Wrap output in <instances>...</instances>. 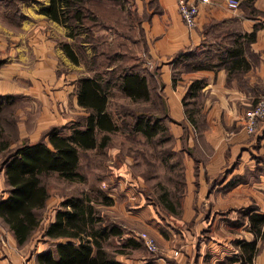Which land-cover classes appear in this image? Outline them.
<instances>
[{"label": "crops", "instance_id": "crops-1", "mask_svg": "<svg viewBox=\"0 0 264 264\" xmlns=\"http://www.w3.org/2000/svg\"><path fill=\"white\" fill-rule=\"evenodd\" d=\"M136 1L144 17V49L153 60L142 64V73L151 96L156 92L165 99V109L158 113L170 118L164 123L171 143L161 148L160 141L159 149H170L172 158L163 159L173 171L179 167L176 172L182 174L184 184L174 194L167 191L168 196H179L171 209L135 192L134 178H128L132 183L124 191L131 205H115L112 199L118 216L109 217L123 230L109 238L114 246H124L116 258L123 264H145L151 258L145 252L135 253L139 244L130 223L150 233L160 245L165 259H154L155 264H264V225L263 234L255 236L249 223L251 213H264V175H255L250 182L240 178L256 165L253 153L264 154V119L254 134L243 128L245 112L264 95V0H254L251 12L255 15L242 7L228 8L227 0L200 3L198 25L193 29L185 25L177 0ZM49 2L0 0V104L3 108L6 103L24 101V115L36 117L30 140H37L52 125L74 122V112L86 113L78 104L77 91L72 94L71 71L79 63L62 49L63 43L71 44L69 28L41 12ZM254 30V40L247 42L245 35ZM234 47L241 49L247 68L229 75L219 63ZM198 79L203 85L196 96L186 98L185 106L189 85ZM187 110L194 122L187 118ZM22 123L26 130V120ZM233 178L240 179L229 183ZM44 237L47 246L39 242L27 256L23 250L30 239L19 246L9 232L8 244L0 241V264H38L37 254L63 241ZM253 239L256 249L249 257L245 243Z\"/></svg>", "mask_w": 264, "mask_h": 264}, {"label": "trees", "instance_id": "trees-1", "mask_svg": "<svg viewBox=\"0 0 264 264\" xmlns=\"http://www.w3.org/2000/svg\"><path fill=\"white\" fill-rule=\"evenodd\" d=\"M253 2L254 0H240V7L248 10L249 14L255 15L251 12ZM110 3L112 8L125 9L121 0H110ZM88 4L90 0H50L49 5L41 12L48 18L67 26L69 28L67 36L75 40L80 38L82 43L89 44L93 53L91 63H98V58L102 55L110 59L120 57L119 54L122 52L117 43L121 39L124 44L127 42L129 48H134L136 43L138 45L141 43L143 51L147 53V49H144L145 38L142 26L144 17L137 15L136 12H134L135 16L134 13H128V18L138 19L137 26L135 22L129 24L130 35L121 33L111 25L109 27L113 33L109 31L112 38L106 35L103 39L104 48L100 45L101 40L93 43L88 22L98 23L101 14L91 10ZM136 27L140 38L132 39L131 32ZM254 37L255 30L244 38L247 42H252ZM62 49L72 62L79 63V58L71 44L63 43ZM241 52L238 47L232 48L231 52L222 58L223 63H219V66L227 69L229 75L234 70L243 68L246 62L240 57ZM142 70L143 67L140 68L139 63H119L105 67L102 71L96 70L92 76L79 77L76 90L77 101L86 113L72 123L70 133L63 134L61 128L52 125L34 141L25 139L18 142L15 147L8 141H3L1 149L7 150V153L3 157L1 169L4 170L8 195L0 198V219L13 234L19 246L32 237L41 223V211L49 198L45 183L46 176L57 173L69 181H83L85 177L80 172L81 152L98 147L104 148L110 142V134L118 130L129 131L134 135L140 133L152 146H155L156 142L171 140L172 136L164 123L170 118L167 114L158 113L160 109L162 112L165 109V99L156 92L154 96H151L147 77ZM202 85L203 82L200 79L191 82L183 99L185 106L189 103L186 98L196 96ZM114 88L134 102L145 101L149 104L140 108H127L125 114L129 119L123 118V125H120L108 109L109 96ZM187 118L194 122L191 110H187ZM163 152L164 156L171 153L169 148ZM178 178L180 183H177V187L180 188V184H184L182 174L179 173ZM101 193L103 198L101 204H111V197ZM159 198L169 208L175 209L167 191L161 193ZM177 199L179 200V196ZM249 223L255 236L262 235L264 213H251ZM122 232L119 225L100 214L94 200L88 194L71 196L55 212L53 221L44 232L50 240L63 241L37 254V263L123 264L116 258V253H123L122 250L111 252L105 247V242L111 236L120 235ZM245 244L246 252L250 257L255 253L256 239ZM145 264L155 263L149 258Z\"/></svg>", "mask_w": 264, "mask_h": 264}, {"label": "rangeland", "instance_id": "rangeland-1", "mask_svg": "<svg viewBox=\"0 0 264 264\" xmlns=\"http://www.w3.org/2000/svg\"><path fill=\"white\" fill-rule=\"evenodd\" d=\"M121 2L125 5V9L122 8L123 10H120L119 7L112 8L110 0H90L88 7L95 13L98 12L101 14V17L97 21L98 23L94 21L88 22L91 27V37L94 40L93 43L101 40L102 43L100 45L103 47V39L106 38V35L112 38V35H110L112 31L109 27L111 25L117 30H120L121 33L126 34H129V24L135 22L137 26L138 19L134 20L128 18V13L130 12H136L138 13L137 15L142 16V13L140 14L138 9L137 1L121 0ZM131 34L132 39L140 38L137 27ZM108 40L109 39H107V41ZM77 44H79L80 47ZM71 45L79 58V64H74L73 71H71L73 74L72 79H74L72 83V94L76 92L77 79L82 76L93 75L96 70L102 71L105 70V67L118 65L119 63H139L141 68L143 67V63L153 61L149 53L143 51L141 43L139 45L136 43L134 48H129L127 42L124 44L122 39L117 43L122 52L119 54L120 57L110 59L108 56L105 57L102 55L98 58V63H91L93 53L87 42L82 43L80 38H78V40L71 38ZM87 49L91 52H87L89 51ZM147 104H149V102H134L129 97L122 94L117 88H114L110 95L108 107L117 123L123 125L122 119H129L125 114L127 108H140L143 105L148 106ZM24 106V101H12L6 103L5 106L0 109V198H5L8 195V185L4 170L1 169L3 157L7 153V150L1 149L3 141H8L15 147L18 142L25 139H32L34 133L32 129L37 127L34 122V120H36L35 116L31 114L24 115V113H26ZM81 114L82 111L80 114L74 112V120L78 119ZM22 119L26 120V126L24 127L26 130H23ZM72 123H66L58 127L62 129L63 134H68L72 129ZM23 134H25L24 138L22 136ZM156 143L153 149V146L146 143L144 136L140 133L134 135L129 131L118 130L110 134V142L106 147H98L96 149L81 152L80 172L85 177L83 181H69L62 178L57 173H51L46 176L45 183L48 187L49 198L45 208L41 211V223L30 238L27 249L23 250L24 254L27 256L32 255L35 252V246L39 242L45 243L44 245H46L47 240L44 237L45 229L48 227V224L51 223L50 221L53 219V216H55V212L60 209L62 204L71 196H84L88 194L94 200L102 216L115 219L118 216V211L115 206H112L114 203H111L112 205L101 204L103 200L101 192L111 197V199H114L115 205H120L121 203L123 205H131V201L124 191L127 187L131 186L128 183L131 182L128 178H134L133 187H135V192L145 194L147 196L146 198L153 203H161L159 198L161 194L159 193H162L163 189L173 194L174 191H180L182 184H180V188L177 187V183H180V181L178 180L179 178L176 172L179 167H175V170L177 168L176 171L171 169V164L163 159L164 152H161L159 149L160 142ZM170 143V140L161 141L162 146L160 147L162 148ZM169 156L172 158V154H166V157ZM126 157H129V160H126L127 162L125 161ZM253 158H256V165L251 169L245 170L244 175L240 177L242 182L254 181L255 175H264V154L256 155L253 153ZM150 160H152V162H150ZM239 179L233 178L229 183L235 184ZM173 194H170L168 197L174 205L177 201V196L175 195L174 197ZM138 202L139 200L136 204H138ZM173 214L176 216L181 215V213L176 212ZM242 217L243 216H241V218ZM127 225L135 229L130 230L131 234L134 236L139 231L147 232L130 223H127ZM188 227H190V222L188 223ZM9 232L7 226L0 219V241L2 245L6 246L8 244L7 236ZM204 236L207 239L208 234L205 233ZM135 239L139 244L135 253L140 254L145 252L146 255L151 258L157 256L146 249L142 240ZM114 245L115 243L112 239H108L105 242V246L111 251L124 249L123 244H121L120 247ZM158 246L160 249L159 244Z\"/></svg>", "mask_w": 264, "mask_h": 264}, {"label": "built area", "instance_id": "built-area-1", "mask_svg": "<svg viewBox=\"0 0 264 264\" xmlns=\"http://www.w3.org/2000/svg\"><path fill=\"white\" fill-rule=\"evenodd\" d=\"M208 0H177V5L179 13L189 29H193L198 25V16H199V5L200 3H206ZM228 8L236 10L240 6L239 0H227ZM264 119V95L258 98L255 104L247 109L244 115L243 128L246 133L254 134L260 123ZM138 239L143 241L146 249L153 254H156V257H153V260L165 259L163 253L157 244L156 239L147 232H138L135 235ZM178 252L175 251L174 255H177ZM165 264H170L169 261H165Z\"/></svg>", "mask_w": 264, "mask_h": 264}]
</instances>
